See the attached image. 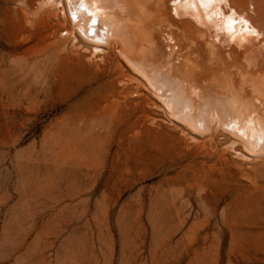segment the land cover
I'll use <instances>...</instances> for the list:
<instances>
[{"label":"rangeland","instance_id":"obj_1","mask_svg":"<svg viewBox=\"0 0 264 264\" xmlns=\"http://www.w3.org/2000/svg\"><path fill=\"white\" fill-rule=\"evenodd\" d=\"M94 48L67 0H0V264H264V152Z\"/></svg>","mask_w":264,"mask_h":264},{"label":"bare ground","instance_id":"obj_2","mask_svg":"<svg viewBox=\"0 0 264 264\" xmlns=\"http://www.w3.org/2000/svg\"><path fill=\"white\" fill-rule=\"evenodd\" d=\"M67 5L73 28L95 50L114 37L122 40L128 49L120 57L178 119L211 135L216 125L222 127L238 158L247 159L245 151L264 152V0H67Z\"/></svg>","mask_w":264,"mask_h":264}]
</instances>
